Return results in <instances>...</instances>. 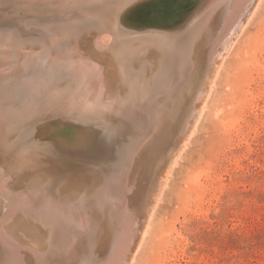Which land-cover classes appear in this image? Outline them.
Segmentation results:
<instances>
[{
    "label": "bare ground",
    "instance_id": "obj_1",
    "mask_svg": "<svg viewBox=\"0 0 264 264\" xmlns=\"http://www.w3.org/2000/svg\"><path fill=\"white\" fill-rule=\"evenodd\" d=\"M201 1V12L173 37L158 36L154 28L145 29L144 36L124 29L115 40L105 37L108 32L75 34L67 60L57 54L54 60L49 43L31 41L32 48L45 49L37 58L41 52L25 53L26 39L0 34V264H98L94 250L102 247L98 235L103 231L113 239L112 261L106 264L134 262L168 174L196 129L191 125L203 115L197 89L212 87L223 58L262 2ZM108 4L102 3L103 29H111L105 16L114 8ZM142 9L135 28L146 20L148 9ZM173 16L163 10L155 19L162 26ZM84 61L90 66L85 68ZM131 110L140 111L145 121L135 120ZM49 115L98 122L107 135L102 163L52 160L41 165L46 161L42 155L24 151L14 139L17 131ZM68 140L85 154L96 143L87 131ZM77 140L80 146L73 145ZM9 175L15 176L11 183ZM134 191L131 196L143 209L131 213L132 200L125 194Z\"/></svg>",
    "mask_w": 264,
    "mask_h": 264
},
{
    "label": "rangeland",
    "instance_id": "obj_2",
    "mask_svg": "<svg viewBox=\"0 0 264 264\" xmlns=\"http://www.w3.org/2000/svg\"><path fill=\"white\" fill-rule=\"evenodd\" d=\"M193 1L195 6L182 18L161 26L155 15H147L142 26H132L131 30L144 36L145 29L154 28L160 32L158 36L173 37L179 26L204 8L205 4L199 6L201 0ZM117 12L114 8L105 16L111 28L117 26ZM209 85L197 89L201 95L197 104L204 106L203 115L191 125L196 129L176 157L132 264H264V0L223 58L212 87ZM46 117H41L45 123L39 118L41 122L33 119L22 125L14 138L35 158L42 155L46 161L41 165H52V160L102 163V127L98 122L64 115ZM83 131L90 132L97 145L87 155L55 148L59 138L68 139ZM76 144L80 146L78 140ZM14 177L5 179L11 183ZM132 194L135 191L125 195L132 200L129 212L135 213L138 206ZM143 200L139 205L143 206ZM138 209L141 212L143 208ZM109 235L107 231L98 235L102 247L94 250V256H100L95 263L112 261L108 259L113 243Z\"/></svg>",
    "mask_w": 264,
    "mask_h": 264
},
{
    "label": "water",
    "instance_id": "obj_3",
    "mask_svg": "<svg viewBox=\"0 0 264 264\" xmlns=\"http://www.w3.org/2000/svg\"><path fill=\"white\" fill-rule=\"evenodd\" d=\"M103 2L118 9L117 26L111 29L107 26L105 29L102 28ZM195 4L196 2L192 0H0V34L2 36L9 33L10 38L19 36L21 39H26L27 43L23 46L25 53L41 52L36 56L37 58L43 55L42 51L45 49L42 46L32 48L31 41H40L41 45L49 43L50 47L47 49L54 53V60L56 54L58 57L63 55L61 58L67 60V49L70 48L72 39L76 37L75 34L86 35L90 32H98V35H101L108 32L115 40L120 31L131 30L132 24L137 20L135 15L142 8V10L148 9L147 15H156L165 10L170 17L174 15L182 18ZM62 35H67V38L59 37ZM50 40H54L51 43L55 47H52ZM3 43L0 44V49H3ZM90 64V61H84L85 68ZM132 108L137 110L140 107L133 105ZM132 112L134 113L130 114L135 120L145 121L140 111ZM122 114L119 113L120 116ZM104 138H107L106 134L102 135V142ZM71 142L68 139L59 138L54 146L57 149L77 150V147L67 145ZM113 144L116 145L115 142ZM91 147L96 148V143L91 144Z\"/></svg>",
    "mask_w": 264,
    "mask_h": 264
}]
</instances>
